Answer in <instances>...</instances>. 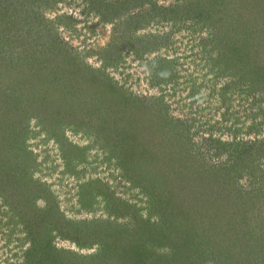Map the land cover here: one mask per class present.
I'll return each instance as SVG.
<instances>
[{
    "label": "rangeland",
    "instance_id": "obj_1",
    "mask_svg": "<svg viewBox=\"0 0 264 264\" xmlns=\"http://www.w3.org/2000/svg\"><path fill=\"white\" fill-rule=\"evenodd\" d=\"M0 264H264V0H0Z\"/></svg>",
    "mask_w": 264,
    "mask_h": 264
},
{
    "label": "trees",
    "instance_id": "obj_2",
    "mask_svg": "<svg viewBox=\"0 0 264 264\" xmlns=\"http://www.w3.org/2000/svg\"><path fill=\"white\" fill-rule=\"evenodd\" d=\"M17 200L20 201V199H17ZM26 211H28V209H27ZM37 217H40V215H38ZM39 221H40V220L36 219V217H35V222H36V224H38Z\"/></svg>",
    "mask_w": 264,
    "mask_h": 264
},
{
    "label": "clouds",
    "instance_id": "obj_3",
    "mask_svg": "<svg viewBox=\"0 0 264 264\" xmlns=\"http://www.w3.org/2000/svg\"><path fill=\"white\" fill-rule=\"evenodd\" d=\"M161 75H165V73H161Z\"/></svg>",
    "mask_w": 264,
    "mask_h": 264
}]
</instances>
